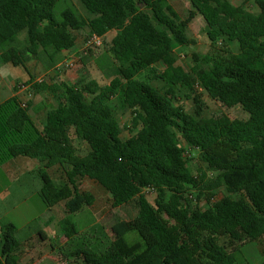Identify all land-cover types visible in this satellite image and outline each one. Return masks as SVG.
I'll return each mask as SVG.
<instances>
[{
    "label": "trees",
    "instance_id": "trees-1",
    "mask_svg": "<svg viewBox=\"0 0 264 264\" xmlns=\"http://www.w3.org/2000/svg\"><path fill=\"white\" fill-rule=\"evenodd\" d=\"M78 1L90 16L73 0H0V63L29 74L32 59L44 60L47 68L63 61L78 31L103 38L116 32L96 59L108 84L58 85L33 77L25 84L36 93L62 91L42 127L18 95L0 104V164L20 156L41 163V198L47 207L65 203L69 216L60 226L69 239L78 234L70 216L95 202L80 181L98 183L114 208L136 200L138 214L115 222L114 240L104 252H74L84 264H249L238 260L241 247L264 241V0H254L257 12L231 0H190L185 19L170 0ZM197 15L207 23L211 47L223 42L225 48L223 54L195 55L197 64L187 71L177 65L174 50L196 44L187 29ZM23 31L26 45L19 38ZM232 42L239 44L237 54L230 51ZM147 72L165 83V92L151 84L152 77L139 78ZM179 88H201L225 108L241 106L249 118L207 116L202 93L193 96L195 110L189 112L176 104ZM112 99L132 111L137 131L126 140ZM72 131L88 144L86 155L77 153ZM176 132L198 150L210 175L192 174ZM55 167L65 172L62 185L49 172ZM220 188L228 195L215 200ZM148 189L157 193L154 204ZM196 192V199L206 197L207 208L191 206L189 196ZM1 232L0 264H19L17 227L9 224ZM130 234L139 240L128 241Z\"/></svg>",
    "mask_w": 264,
    "mask_h": 264
},
{
    "label": "rangeland",
    "instance_id": "rangeland-1",
    "mask_svg": "<svg viewBox=\"0 0 264 264\" xmlns=\"http://www.w3.org/2000/svg\"><path fill=\"white\" fill-rule=\"evenodd\" d=\"M171 3L174 5L176 10L180 13L181 17L183 19L187 18L189 15V12L192 8L190 4V0H170ZM235 4H244L247 8L251 9L254 12L258 11V7L254 4V0H232ZM76 8L83 14L90 16L85 7L82 5V3L78 0H73ZM116 32H110L104 39H103V45L96 47V46H89L87 41L89 39V31L88 29H83L81 31L76 32L77 35V43L74 49L70 51H65L63 54V61L67 58L75 60V65L73 67H67L63 64V61H61L57 66L52 68H47V64L44 60H36L32 59V61L29 63L30 69L32 73L35 75L37 82L40 80H44V82H48L49 84H52L54 82H57V84H62V82H66L71 85H75L80 83L83 80H96L100 85H106L109 83V80L106 78V76L100 71L96 59L102 55L104 52V46L105 43L109 42L114 36ZM187 36L193 40H195L196 44L190 45V46H175L174 55L177 60V65H180L184 67L187 71H191L194 66H196L197 61L195 59V55H198L200 58H203L205 56H208L211 54V52H215L217 54H223L224 44L223 42H219L216 44L215 48L213 49L211 47V43L208 38V27L207 23L204 20L203 16L197 15V17L191 22L187 29ZM20 38L22 40L23 45L27 44V37L25 35V32L20 33ZM230 51L233 54H237L239 52V44L238 43H229ZM87 57L86 63L82 62V58ZM7 68H10L12 70V78L15 82L22 83L26 79H28L29 74L28 72L22 68V67H13L12 65H8ZM159 70L163 69V66H158ZM149 77H152L150 80L151 84L155 87H157L162 92H165L167 89V86L162 80L155 79L153 77V74L151 72H147L144 75H140L139 78L148 80ZM27 87L24 85L22 86L19 84L18 89L19 90H25ZM27 88V95H30L31 90ZM202 93V100L207 106L206 115L211 116L214 114H219L221 112H224L230 116L232 119H248L249 113L246 112L241 106H236L234 108H225L220 103L212 100L206 91L202 90L201 88H198V90L192 92H189L184 89H176V95L177 99L176 104L182 105L187 111L194 112L195 110V103L193 101V96L195 94ZM43 95V94H42ZM30 96H28L29 98ZM43 98V104L45 108H47L46 104L49 106V100L46 96H42ZM32 99V96H31ZM111 107L114 110V115L118 119L121 127H122V137L123 139H128L131 137L137 130H134L132 127V118L133 114L132 111L124 108L120 105L117 99H112ZM35 105V106H34ZM51 105V104H50ZM44 108V109H45ZM36 104L32 103V110L33 115L39 124L44 118H45V110L35 112ZM131 130H134L132 133ZM177 133V132H176ZM72 138L74 145L77 149V153L79 155H86L89 152V146L85 142L80 141L76 136L74 135V131H72ZM177 138L182 147L186 149L185 152V158L188 161L189 169L191 170L192 174L195 177H199L202 175V173H208L207 165L202 161L200 153L198 150L190 149L182 138L180 137V134L177 133ZM36 160V159H35ZM37 162H39L37 160ZM51 176L55 179L56 183L59 185H62L66 182V175L63 169L55 167L51 169L50 171ZM6 184H9L8 181H6ZM5 185V181L0 185V188ZM80 189L85 192H90L95 197L94 206L92 207L93 214L90 216L88 213H83L81 217H74L70 216L69 220L70 222L77 228L78 235H72L70 239L71 243H76L79 245L78 248L72 249V252H76L78 249L82 247H88L95 252L102 253L107 248H105L103 245L98 244L97 240L90 236L89 231L88 233L82 232L86 229V225H88L91 220L93 219V216L96 215V219L98 221L97 223V232L96 234H100L105 238V241L109 245V243L114 238L113 232H112V226L115 224L118 220H131L136 217V215L139 212V208L137 205L136 200L131 201L130 203L121 206L119 208H114L112 204V196L98 183L91 181L89 179H84L83 181L79 182ZM193 192H195L194 189H192ZM192 192V194H193ZM197 192L193 195L194 198L191 200V206L198 205L200 208L205 209L209 205L208 200L205 196L201 197L200 199H196ZM146 195L148 196V200L154 204L157 193L156 192H146ZM228 195V192L225 188H220L215 192V199H221L222 197ZM29 199L27 202H24L25 204L21 205L22 212L26 213L25 217L28 216V218H37L38 220L33 224V228L37 227V224H40L43 220H46L48 216L50 215L46 210V206L44 205L42 199L40 198L38 193H33L30 191L28 193ZM235 199H240L241 194H235L233 195ZM215 201V200H213ZM89 208V207H87ZM17 211H10L5 212L2 214V223H8L3 225L0 223V238L2 235V228L5 226L11 224L8 221L12 219L14 221L13 224L17 227L21 226L24 221L16 217ZM93 232V231H91ZM138 239L139 237L136 234H130L127 236L128 241H132L134 239ZM225 239H221V243H223ZM57 240L56 237H51V244H56ZM105 249H104V248ZM103 249V250H102ZM71 252V253H72ZM63 254H69V258L72 260L75 259L69 251H62ZM238 260L239 261H247L249 264H259L261 261L264 260V241H256L253 243L245 244L241 247V252L238 253Z\"/></svg>",
    "mask_w": 264,
    "mask_h": 264
},
{
    "label": "crops",
    "instance_id": "crops-1",
    "mask_svg": "<svg viewBox=\"0 0 264 264\" xmlns=\"http://www.w3.org/2000/svg\"><path fill=\"white\" fill-rule=\"evenodd\" d=\"M236 5H242V4L240 3ZM24 32L27 37L26 31ZM31 61L28 62V68L30 71V74L28 73L29 77L22 83L14 81V79L12 78L13 77L12 70L10 68H7L9 64L0 63V104L5 100L9 99L10 97L18 95V97L22 101L30 103L31 105L30 113L32 119L38 127H42L45 123L47 112L59 106L60 104L59 95L62 91H59L57 93H53L50 91H42L36 93L34 90L33 91L31 90L30 95H27L26 93L27 88L30 89V84L29 85H25V84L29 82L32 79V77L33 80L37 82V79L35 75L32 73L29 66V63ZM54 83L57 84V82ZM19 84L24 85L27 88L25 90H19L18 89ZM58 85L61 84L58 83ZM28 96L30 97L28 98ZM42 96H46L47 99L49 100V106L48 104H46L47 108H45L43 104ZM33 102L36 104L35 112L46 109L45 118L39 124L37 123L32 113ZM40 168H41L40 162H37V160L35 159H31L29 157H23V156L13 158L2 165L0 164V185L5 181V185H3V187L0 188V223H2L3 221L1 217L4 211L6 213L10 211L12 212L13 210L17 211L21 208V205L25 204L24 202H27V200L29 199L28 193L30 191H32L33 193H38L41 198L40 193L43 187V181L41 180L38 174ZM6 181H8L9 184H6ZM93 206L89 208H85L83 211L72 216L81 217L83 213H88L90 216H92V214L94 213L92 210ZM46 209H47L46 211L50 215L46 220H43L42 222H40V224H37V227L35 228H33V224L38 220L37 218L30 219L28 218V216L25 217V214L27 212L24 213L21 210L16 212L17 213L16 217L18 219L20 217L22 222L24 221V223L21 226L19 227L16 226L17 227L16 237L20 244L19 249L17 251L19 264H84L80 259L76 258V256L72 252V249L74 250L75 248H78L79 245L76 244L75 242L71 243L72 239L67 238L61 230V226H60L61 222L67 216H69L65 208V203L61 202L53 207L46 206ZM95 219H96V215L93 216L91 222L85 226L86 229L82 232V234L83 233L86 234L88 233L87 231H89L90 236L95 238L98 244H101L105 248H108V246L113 242L114 239H112V241L108 245L107 242L105 241V238L102 235L96 234L98 221ZM5 222L15 224L14 221H12V219ZM2 224L5 225L8 223H2ZM51 237H56L57 240L56 244L54 245L51 244ZM0 247H1V238H0ZM62 251H69V253L72 252L71 255H73L75 259L72 260L71 258H69V254H63Z\"/></svg>",
    "mask_w": 264,
    "mask_h": 264
},
{
    "label": "built area",
    "instance_id": "built-area-1",
    "mask_svg": "<svg viewBox=\"0 0 264 264\" xmlns=\"http://www.w3.org/2000/svg\"><path fill=\"white\" fill-rule=\"evenodd\" d=\"M103 39H104L103 37L94 34L89 37L87 43L89 46L99 47L103 45ZM63 64L66 65L67 67H73L75 65V60L67 58L66 60L63 61ZM41 81L44 80H40L39 82ZM146 192H155V191L154 189H148ZM189 198L192 200L194 196L190 195Z\"/></svg>",
    "mask_w": 264,
    "mask_h": 264
}]
</instances>
